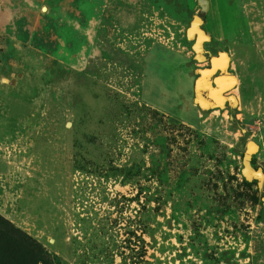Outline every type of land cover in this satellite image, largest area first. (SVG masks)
Instances as JSON below:
<instances>
[{
	"label": "rangeland",
	"instance_id": "1",
	"mask_svg": "<svg viewBox=\"0 0 264 264\" xmlns=\"http://www.w3.org/2000/svg\"><path fill=\"white\" fill-rule=\"evenodd\" d=\"M0 226L36 264H264V0H0Z\"/></svg>",
	"mask_w": 264,
	"mask_h": 264
},
{
	"label": "water",
	"instance_id": "2",
	"mask_svg": "<svg viewBox=\"0 0 264 264\" xmlns=\"http://www.w3.org/2000/svg\"><path fill=\"white\" fill-rule=\"evenodd\" d=\"M201 23H202V18L200 16L198 15L193 16L187 31L188 37L194 35L193 49L196 57L199 60L206 59L209 61V66L201 71V76L199 77V79L195 81L194 84V90L196 94L195 100L203 99L200 95L202 93V90H207V91L209 90L210 92L209 96H211L212 92L217 91V89L210 87L211 82H213L216 86H219L221 84L222 88H224V86L227 85V83H225L227 77L224 74H218L216 76H213L215 71L224 69L226 64V55L223 53H219L217 56L210 55V53L203 48L202 41L205 39V34L202 28L200 27ZM254 147H255L254 142L249 140L246 144V153H245V164L247 165V167L250 157L249 154L252 151V148Z\"/></svg>",
	"mask_w": 264,
	"mask_h": 264
},
{
	"label": "trees",
	"instance_id": "3",
	"mask_svg": "<svg viewBox=\"0 0 264 264\" xmlns=\"http://www.w3.org/2000/svg\"><path fill=\"white\" fill-rule=\"evenodd\" d=\"M36 256L34 244L24 234L0 226V264H36Z\"/></svg>",
	"mask_w": 264,
	"mask_h": 264
}]
</instances>
